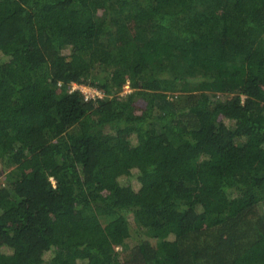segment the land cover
Masks as SVG:
<instances>
[{"label": "trees", "instance_id": "1", "mask_svg": "<svg viewBox=\"0 0 264 264\" xmlns=\"http://www.w3.org/2000/svg\"><path fill=\"white\" fill-rule=\"evenodd\" d=\"M0 166V264H264V0H0Z\"/></svg>", "mask_w": 264, "mask_h": 264}, {"label": "built area", "instance_id": "2", "mask_svg": "<svg viewBox=\"0 0 264 264\" xmlns=\"http://www.w3.org/2000/svg\"><path fill=\"white\" fill-rule=\"evenodd\" d=\"M126 87H129V85H126ZM76 89L80 90L84 94L87 100L104 98L106 96L105 92L102 89L95 87V86L83 84V83L81 84V83L74 82L71 86V90H76Z\"/></svg>", "mask_w": 264, "mask_h": 264}, {"label": "rangeland", "instance_id": "3", "mask_svg": "<svg viewBox=\"0 0 264 264\" xmlns=\"http://www.w3.org/2000/svg\"><path fill=\"white\" fill-rule=\"evenodd\" d=\"M129 22H130L131 27L134 28V30L136 31L137 34H140L142 32V25L140 23H137L136 20L132 16L129 17ZM64 53L70 54V48L66 47V49L64 50ZM128 91H130V88L125 87L124 93H127ZM142 106H143L142 103H138V107L141 108ZM3 178H4V173L1 172L0 173V181H2ZM135 243H136V240L131 239L128 241L127 247H130V246L132 247Z\"/></svg>", "mask_w": 264, "mask_h": 264}]
</instances>
